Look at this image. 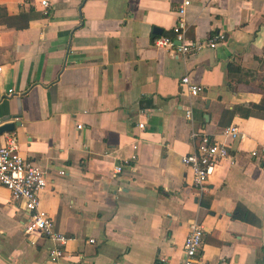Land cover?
Listing matches in <instances>:
<instances>
[{
    "label": "crops",
    "instance_id": "0c3cea01",
    "mask_svg": "<svg viewBox=\"0 0 264 264\" xmlns=\"http://www.w3.org/2000/svg\"><path fill=\"white\" fill-rule=\"evenodd\" d=\"M39 1L0 0V14L31 13L21 29L0 20V125L16 123L19 153L46 170L39 207L68 256L51 262L50 241L29 242L22 204L0 186V264H179L193 222L198 264H264V160L249 155L264 145V117L234 111L264 96V0H188L185 39L224 36L192 56L152 44L172 35L183 0ZM183 75L202 92L181 94ZM229 125L241 137L223 135ZM192 129L236 159L203 191L180 161Z\"/></svg>",
    "mask_w": 264,
    "mask_h": 264
},
{
    "label": "built area",
    "instance_id": "2783aa9c",
    "mask_svg": "<svg viewBox=\"0 0 264 264\" xmlns=\"http://www.w3.org/2000/svg\"><path fill=\"white\" fill-rule=\"evenodd\" d=\"M45 8L47 2L39 1ZM188 0H183L175 9L176 20L171 31L172 35L156 36L152 42L158 48H168L173 54L192 56L203 47L213 48L218 42L223 41L221 33L214 32L201 42H189L185 39V25L183 14ZM200 84L192 82L187 75L180 78V92L187 97H195L202 92ZM10 91V90H9ZM184 118L191 121V110L187 107L184 110ZM139 128L143 127L138 123ZM76 127H80L77 125ZM222 134L230 138L241 137L235 125H229L222 129ZM192 149L189 153L183 154L180 161L191 171V184L199 191L206 188L208 177L214 169L224 163L233 165L236 163L235 156L230 155L227 146L216 141L207 133L201 130L192 129L189 134ZM134 147V146H132ZM252 158L264 160V145L261 148L250 150ZM134 156H131L133 159ZM122 164H115L113 172L119 173ZM46 170L40 168L33 162L23 157L17 146L16 136L12 132L4 133L3 143L0 145V186L6 189L13 200L22 204L26 212V219L23 223V231L30 238L41 237L51 242L47 256L51 262L67 257L65 243L67 237L54 225L52 218L39 207L38 193L46 186ZM58 174H63L59 171ZM88 242H93L89 239ZM203 242V230L200 224L193 222L183 238L182 254L179 264H198Z\"/></svg>",
    "mask_w": 264,
    "mask_h": 264
},
{
    "label": "trees",
    "instance_id": "16d2710c",
    "mask_svg": "<svg viewBox=\"0 0 264 264\" xmlns=\"http://www.w3.org/2000/svg\"><path fill=\"white\" fill-rule=\"evenodd\" d=\"M30 17V12H21L15 16H7L5 13L0 14V20L2 23L6 24V26H13L17 29L25 28ZM231 70V65L227 64L228 73ZM234 111L238 112L241 117H264V96L261 98L259 103L250 104L249 106H235ZM234 217L249 224H258V219L241 206H236V213Z\"/></svg>",
    "mask_w": 264,
    "mask_h": 264
},
{
    "label": "water",
    "instance_id": "95a60500",
    "mask_svg": "<svg viewBox=\"0 0 264 264\" xmlns=\"http://www.w3.org/2000/svg\"><path fill=\"white\" fill-rule=\"evenodd\" d=\"M158 31L159 30L157 28L152 29V32H154V33L158 32ZM14 124H16V123H6V124L0 125V133L12 131Z\"/></svg>",
    "mask_w": 264,
    "mask_h": 264
}]
</instances>
